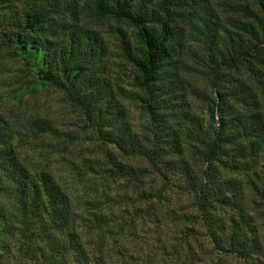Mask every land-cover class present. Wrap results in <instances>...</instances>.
Segmentation results:
<instances>
[{"label": "rangeland", "instance_id": "1", "mask_svg": "<svg viewBox=\"0 0 264 264\" xmlns=\"http://www.w3.org/2000/svg\"><path fill=\"white\" fill-rule=\"evenodd\" d=\"M196 2V9L205 5L219 37L232 40L221 38L206 49L196 12L172 8L190 49L185 71L190 89L184 94L190 108L180 98L175 101L203 123L207 97L218 88L226 92L232 111L246 118L254 109L250 98L259 93L247 67L264 70L263 14L253 0ZM72 21L101 34L111 59L106 76L130 89L125 80L130 66L120 56L116 30L133 41V27L89 9ZM238 45L246 52L237 55ZM207 55L222 61L219 71L208 66ZM122 103L132 129L149 135L152 125L143 106ZM255 108L264 122L262 107ZM0 112L13 129L12 142L23 162L31 170H47L66 194L81 242L100 264H264V152L255 143L245 146L253 136L238 140L244 149L228 146L211 161L202 160L200 142L189 139L196 148L186 142L185 168L170 172L159 166L161 172L155 171L143 156L122 153L98 139L80 110L59 89L40 83L2 34ZM38 119L49 121L58 133H37L32 123ZM113 163L126 165L129 173ZM230 232L234 239L254 242L249 254L226 249Z\"/></svg>", "mask_w": 264, "mask_h": 264}, {"label": "trees", "instance_id": "2", "mask_svg": "<svg viewBox=\"0 0 264 264\" xmlns=\"http://www.w3.org/2000/svg\"><path fill=\"white\" fill-rule=\"evenodd\" d=\"M253 1L263 14L264 26V0ZM196 4V0H0V34L40 83L59 89L80 110L98 139L122 153L143 156L155 171L185 168L181 155L189 139L200 142L197 154L207 161L225 153L228 146L242 150L255 143L264 152V122L255 108L264 111V70L247 67L259 93L250 98L254 109L246 118L232 111L226 92L218 88L207 97L208 117L203 123L175 101L180 98L186 104L190 49L187 32L176 25L179 14L172 8L196 12L206 49L221 38L232 40L219 37L205 5L196 9ZM83 9L133 27V41L116 30L120 56L130 66L125 79L130 89L106 76L111 59L101 34L72 21ZM262 38L264 42L263 33ZM234 51L246 52L240 45ZM208 61L209 67L221 69L222 61L211 56ZM123 100L143 106L152 125L149 135L132 129ZM185 106L190 108L189 103ZM32 125L37 133H58L47 120ZM13 134L0 112V264L11 260L13 264H100L81 242L66 194L47 170L29 169L13 145ZM252 136L245 146L238 143ZM193 141L189 140L190 147L196 148ZM113 165L129 173L126 165ZM224 243L240 256L254 248L252 240L234 239L233 232Z\"/></svg>", "mask_w": 264, "mask_h": 264}]
</instances>
